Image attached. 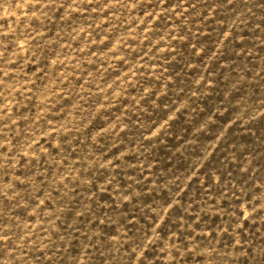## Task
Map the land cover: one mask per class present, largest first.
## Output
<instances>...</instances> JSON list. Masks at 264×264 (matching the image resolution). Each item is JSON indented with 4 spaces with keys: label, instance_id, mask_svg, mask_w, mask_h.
<instances>
[{
    "label": "rangeland",
    "instance_id": "rangeland-1",
    "mask_svg": "<svg viewBox=\"0 0 264 264\" xmlns=\"http://www.w3.org/2000/svg\"><path fill=\"white\" fill-rule=\"evenodd\" d=\"M0 264H264V0H0Z\"/></svg>",
    "mask_w": 264,
    "mask_h": 264
}]
</instances>
